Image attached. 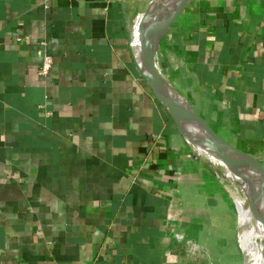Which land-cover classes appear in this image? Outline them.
I'll return each mask as SVG.
<instances>
[{
    "label": "crops",
    "instance_id": "obj_1",
    "mask_svg": "<svg viewBox=\"0 0 264 264\" xmlns=\"http://www.w3.org/2000/svg\"><path fill=\"white\" fill-rule=\"evenodd\" d=\"M135 1L0 0V264H212L217 195L135 72ZM157 63L264 166V0H195Z\"/></svg>",
    "mask_w": 264,
    "mask_h": 264
},
{
    "label": "water",
    "instance_id": "obj_2",
    "mask_svg": "<svg viewBox=\"0 0 264 264\" xmlns=\"http://www.w3.org/2000/svg\"><path fill=\"white\" fill-rule=\"evenodd\" d=\"M195 0H164L143 29V47L134 43L130 14L124 15L127 44L136 74L153 98L169 115L185 141L194 147H212L228 165L237 190L256 219L264 225V201L252 188L255 176L264 178V166L215 131L190 101L165 78L158 68L157 54L164 36L186 8ZM143 11L141 14H144ZM147 13L144 14V16ZM165 81V84L161 82ZM173 86V87H172ZM245 264V257L243 256Z\"/></svg>",
    "mask_w": 264,
    "mask_h": 264
},
{
    "label": "bare ground",
    "instance_id": "obj_3",
    "mask_svg": "<svg viewBox=\"0 0 264 264\" xmlns=\"http://www.w3.org/2000/svg\"><path fill=\"white\" fill-rule=\"evenodd\" d=\"M163 2L164 0H147V6L143 10L145 11L144 14L147 13L145 16L141 14L142 12L131 14L130 29L134 33V43L137 46L143 47V29L152 14ZM161 82L165 84L163 79H161ZM192 147L199 156L206 159L214 168L220 170L232 187H226L224 190H226V194L237 213V244L239 250L245 256L246 264H264V240L262 238L264 236V225L260 226L258 224V220L250 211L247 202L237 190L228 165L223 162L219 153L212 147ZM252 188L257 196L264 201V178L261 176L253 177Z\"/></svg>",
    "mask_w": 264,
    "mask_h": 264
},
{
    "label": "rangeland",
    "instance_id": "obj_4",
    "mask_svg": "<svg viewBox=\"0 0 264 264\" xmlns=\"http://www.w3.org/2000/svg\"><path fill=\"white\" fill-rule=\"evenodd\" d=\"M146 6L147 0H136L135 4L130 9V12H143ZM132 13H130V15ZM162 75L168 79V77H166L167 75L163 73ZM168 80L172 82L170 79ZM211 126L215 128L212 124ZM216 131L218 132L217 129ZM219 134H221L226 140L231 142L228 137H226L222 133ZM188 147L190 148L196 162L199 163L198 170L201 177L205 179L206 185L208 182L211 183L210 186L211 188H213L212 191H214V193L217 195L215 198L217 203V208L215 211L216 235L214 234V237H212L211 235V243L210 245H208V248L211 247V249L208 252L206 251L207 255L208 257H210L212 264L214 262L216 264H244L243 254L239 250L237 244V213L233 203L230 201L228 195L226 194V190H224L226 189V187L229 188L230 185L228 184V181H226L224 175L220 170L214 168L206 159L199 156L194 151L192 145L188 144ZM210 186L208 187L210 188ZM258 224L260 226L262 225V223H260L259 221ZM262 238L264 240V236H262Z\"/></svg>",
    "mask_w": 264,
    "mask_h": 264
},
{
    "label": "built area",
    "instance_id": "obj_5",
    "mask_svg": "<svg viewBox=\"0 0 264 264\" xmlns=\"http://www.w3.org/2000/svg\"><path fill=\"white\" fill-rule=\"evenodd\" d=\"M40 45L45 47V43L44 42H41ZM51 65H52L51 57L49 55H47V54H44L41 66H40L39 71H38V74L41 77L47 76L49 71H50Z\"/></svg>",
    "mask_w": 264,
    "mask_h": 264
},
{
    "label": "trees",
    "instance_id": "obj_6",
    "mask_svg": "<svg viewBox=\"0 0 264 264\" xmlns=\"http://www.w3.org/2000/svg\"><path fill=\"white\" fill-rule=\"evenodd\" d=\"M181 92V91H180ZM182 93V92H181ZM211 125V124H210ZM212 127V126H211ZM213 128V127H212ZM215 131H216V129L215 128H213ZM221 135V134H220ZM222 136V135H221ZM234 145V144H233Z\"/></svg>",
    "mask_w": 264,
    "mask_h": 264
}]
</instances>
